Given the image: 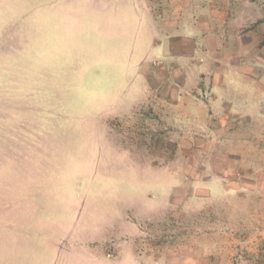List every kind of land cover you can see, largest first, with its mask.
Returning a JSON list of instances; mask_svg holds the SVG:
<instances>
[{
    "label": "rangeland",
    "instance_id": "374dc122",
    "mask_svg": "<svg viewBox=\"0 0 264 264\" xmlns=\"http://www.w3.org/2000/svg\"><path fill=\"white\" fill-rule=\"evenodd\" d=\"M173 1L0 0V264H264V0ZM145 7L198 22L173 117Z\"/></svg>",
    "mask_w": 264,
    "mask_h": 264
},
{
    "label": "crops",
    "instance_id": "0c3cea01",
    "mask_svg": "<svg viewBox=\"0 0 264 264\" xmlns=\"http://www.w3.org/2000/svg\"><path fill=\"white\" fill-rule=\"evenodd\" d=\"M179 6L182 10L183 3L178 2V0H174L171 3L173 9H178ZM146 9L145 7L143 12L146 15L145 20L147 24H149L152 30L156 28L161 36L168 39L164 46L167 47L168 45L169 49L164 52L163 48H160L164 53L162 54L167 62V66H163L162 64L161 66L156 65V67L154 65L155 60H152L150 64H152V67H155L154 71L152 70V72L148 73L139 69L133 78L134 84L138 85V87H135L136 90L133 93L136 96L135 99L138 101L137 105L139 107L152 105L161 108L162 105L165 107L168 106L167 108H173L172 112L163 115L164 117L165 115L167 117H173L175 116V112L173 113L175 108L180 106L192 108L195 104L192 94L187 97L184 92L187 89L194 88L195 82H197L196 80H199L200 72L197 69L200 64L198 62V65H194L195 63L192 58L195 56V53H197L198 50L196 47L199 42L201 43L202 38L199 36L198 29L193 24L198 23L196 20H185L182 17L181 19L177 17L174 20L156 19L150 16L148 14L149 10ZM118 24L115 23V25ZM185 33H187V35ZM210 42L208 43L211 44ZM158 44L161 45L160 42ZM213 55L214 58H217V56H224V52L222 50L217 54L213 52ZM155 62H157V60ZM239 71L242 72V76L247 74L241 67H239ZM223 77V75H220L217 76L219 81H216V78L213 80L212 85L209 86L211 92L217 91L222 84ZM216 102L221 104L218 98L215 100V103ZM231 103L226 100L221 105L227 106L229 109L232 106ZM150 117H153V115L150 114Z\"/></svg>",
    "mask_w": 264,
    "mask_h": 264
}]
</instances>
